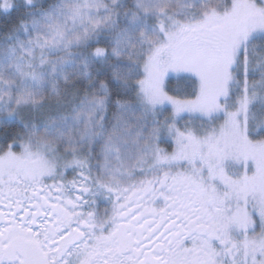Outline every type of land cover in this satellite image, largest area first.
<instances>
[{
    "label": "snow or ice",
    "instance_id": "1",
    "mask_svg": "<svg viewBox=\"0 0 264 264\" xmlns=\"http://www.w3.org/2000/svg\"><path fill=\"white\" fill-rule=\"evenodd\" d=\"M0 264H264V0H0Z\"/></svg>",
    "mask_w": 264,
    "mask_h": 264
}]
</instances>
